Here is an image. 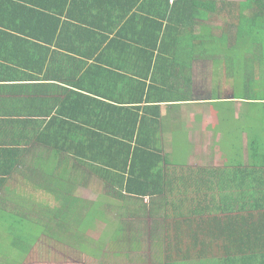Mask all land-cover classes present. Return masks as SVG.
<instances>
[{"label": "crops", "instance_id": "crops-1", "mask_svg": "<svg viewBox=\"0 0 264 264\" xmlns=\"http://www.w3.org/2000/svg\"><path fill=\"white\" fill-rule=\"evenodd\" d=\"M9 1L43 14L42 19L36 21L37 30L30 22L8 14ZM176 1L0 0V255L14 252L16 235L23 232L25 225L36 227L39 221L44 236L58 234L62 239L61 234L78 232L77 220L82 216L84 205L121 202V198L109 200L110 192L104 181L75 160L65 158L66 163L58 168L57 159H49L56 152L52 151L53 156H50L45 148L28 147L24 143L9 144L7 140L37 136L34 130L41 128L40 131H44L51 118L59 116L62 108L68 106H77L69 108L85 112L90 124L83 128L89 135L111 137L106 130L111 128L112 122L122 120L116 116L112 118L109 107L139 104H132L131 100L141 97L143 90H151L153 98H157L161 94L159 91L173 89L181 90V101L150 103L152 110L148 114L152 118L154 108H158L156 115L160 121L166 169L176 174L173 183L182 193L172 197L169 194L167 200L171 203V199H189L194 195V189L203 191L209 186L210 190L201 195V205L205 211L212 209L219 220H235L236 228H239L238 220L242 221L245 242L239 241V230L221 231L216 227V233L228 237L229 242L205 244L206 239L199 236L197 242L184 239L159 246L156 242L153 250L169 252L166 264H264V169H257L252 163L247 134L243 133L240 142L234 132L243 118L238 114V106L243 100L227 96L234 90L227 80L219 78L215 81L211 73L210 81L209 71L203 68L204 63L199 59L193 63L191 74L179 69L175 76L169 74L170 77L164 78V75L154 76V72L145 73L140 69V63L131 61L134 56L120 46L121 42L137 39L140 29L147 31L159 23L167 27ZM114 2L119 9L115 8ZM178 6L181 11L182 6ZM101 8L111 10V20L105 21L109 31L103 30V33L91 28L99 24L104 27L105 15L99 18ZM79 29L95 33L92 38L98 44L84 50L87 42L77 33ZM111 44L116 45L110 50ZM100 57L103 58L101 62L97 60ZM84 58L88 62L87 68L91 63L99 65L100 70L95 71L100 72L102 78L115 73L114 82L100 81L97 74L91 73L94 78L91 76L85 84L79 83L82 70L77 64ZM87 68L85 66V70ZM204 82H210L213 92L216 86L223 92L218 101L213 100L212 93L207 100H200L193 93ZM76 100L79 104L73 103ZM142 114L143 110L140 111ZM130 119L134 120L135 116ZM14 121H27L29 128L26 131L14 128ZM226 121L230 125L229 143L222 149L214 143L222 135L213 131ZM210 154L217 157L212 166H208ZM230 157H233L232 162ZM219 160L220 164L217 163ZM49 161L52 167L56 163L51 175L46 173ZM135 209L138 211V207ZM121 211L126 212L123 207ZM156 211H159L158 217L162 215L158 207ZM113 213L120 214L118 211ZM142 215L139 214L140 218ZM21 220L29 224L23 225ZM154 226H150L151 233ZM173 230L170 229L171 237L177 234ZM232 245L235 250H231ZM208 248H213L216 253H199ZM219 249L221 253H218ZM228 250L231 252L227 253ZM145 262L148 264L149 260ZM135 264H141L137 257Z\"/></svg>", "mask_w": 264, "mask_h": 264}, {"label": "trees", "instance_id": "trees-1", "mask_svg": "<svg viewBox=\"0 0 264 264\" xmlns=\"http://www.w3.org/2000/svg\"><path fill=\"white\" fill-rule=\"evenodd\" d=\"M8 5L9 9L5 8L8 14L13 15V18L30 22L37 30L36 21L41 20L43 14L30 8H22L16 1H9ZM113 5L119 9L115 2ZM178 5L182 6L181 11L178 9ZM74 7L77 10L78 5L75 3ZM110 14L111 10L101 8L99 18L105 15L104 27L99 24L91 28H96L102 33L103 30L109 31L105 21L111 20ZM221 15H228L231 20L222 26H216V23L213 24V22H217L214 18L218 20ZM169 24L173 26H169ZM225 26L227 29L222 33ZM145 30L140 29L138 37L134 41L121 42L120 45L124 52L134 56V60L131 59V61H134L135 64L140 63V69L145 73L154 72V76L162 77L164 75V78H168L167 76L170 77V75L175 76L180 69L184 73L189 71L188 73L191 74L193 63L199 59L204 63L203 68L209 71V77L213 73L214 79L227 80L234 89L243 93L244 96L236 98L233 96V99L243 100L242 103L246 105L245 107L250 109L247 116H241L243 118L240 119L237 127L238 135L247 134L252 163L254 162L255 168L264 169V0H245L238 4H228L224 0H177L175 8L169 16L167 27H164L163 23H159L154 28ZM77 33L84 38V42H87L84 50L91 49L98 44L92 38L95 33L92 34L83 29H79ZM200 39L203 41H199ZM116 44H111L110 50ZM98 49L96 48V50ZM79 52L87 53L86 51ZM139 54H141L139 58L135 57ZM213 55L221 58L217 60ZM102 57L97 60L101 62ZM86 60L84 58L77 64L82 70L79 83L85 84L87 78L92 76L91 73L97 74L100 81L114 82L115 73L106 74L105 78H102L100 72L96 73L95 71L96 69L100 70L99 65L91 63L87 68ZM216 64L219 68L217 74L213 68V65ZM216 75L217 77H215ZM92 78L94 77L92 76ZM218 89L217 86L214 92L212 88L210 89L211 93L215 94L212 93V97L216 101L222 95ZM172 90L159 91L161 94L157 98H153L151 90L148 92L143 90L141 97H133L131 100L132 104H139L128 107L120 106L121 108L109 107L113 116L111 114H107V116H112V118L116 116L122 120L112 122L111 128L106 130L107 132L103 130L112 135L111 137L94 138L89 135L88 131L83 128L90 124L86 119L85 112H77L80 111L79 108H69L77 106H68L62 108L59 116L54 115L51 118L44 131H40L41 128L34 130V132L37 131V136H32L29 139L7 140L9 144L10 142L14 145L24 143L28 147L45 148L50 156H53L52 151L56 152L55 156L49 157V159L52 158L55 161L57 159L58 168L66 163L65 158L75 160L80 166L92 170L104 181L107 192H110L107 196L109 200L121 198L120 203L98 202L92 206L84 205L82 216L77 220L78 232L69 237L80 254L99 259L104 253L105 235L95 238L96 235L91 236V232L84 233L100 229L103 225L104 230L111 233L107 246L118 245L120 251L125 250L121 258H126L128 262H133L130 255L135 252L136 255L141 254L139 252L145 248L147 238L157 242L156 246L174 241L182 242L184 239L197 242L199 236L206 239L205 244H214L216 241L229 242L228 237H222L216 233L217 227L221 231H228V228L233 232L239 230V241L245 242L241 232L244 229L242 221L238 220L240 224L239 228H236L235 220H219L213 214L212 209L205 211L206 208L201 205L203 204L201 195L210 190L209 186L203 191L194 189V195L189 199L176 201L171 199V203L167 200L169 194L172 197L174 195L181 196L182 193L173 183L176 174L166 169L167 161L162 145L160 121L158 114L156 115L158 108H154L152 118L148 117V114L152 110L149 106L150 103L181 101L179 100L182 99L181 90ZM79 102L76 100L73 103L79 104ZM144 104L145 107L142 108ZM251 108L254 109L253 114H251ZM141 110H143L142 115H140ZM248 114H251L252 117ZM130 116H135V119L131 120ZM243 120L250 122L244 129L242 128ZM12 125L14 128L25 131L27 127L29 128L27 121H14ZM67 154L68 157H66ZM232 159L233 157L229 158L231 162ZM56 163L54 162L52 167L49 161V169L46 171L48 175L52 174ZM146 200L156 201L147 204ZM157 202L158 204H156ZM122 207L126 212L121 211ZM135 207H138V211ZM156 207L162 213L159 215L160 218ZM109 209L110 213H107ZM114 211L120 213L121 222L110 220V214ZM202 212L204 213L199 217ZM138 213L144 214L141 217L155 216L159 219L153 227L155 230L152 233L148 231L147 221H140ZM20 222L24 225L28 221L21 220ZM106 227H115V229ZM34 228L32 225H25L23 232L16 235L14 252L9 253L7 260L4 254L0 255V264H9L10 261L13 264H27L26 261L30 260L32 251L35 252L36 245L41 242L39 237L44 236V234L37 235L36 228ZM141 228L142 230H140ZM171 228L174 229V232L177 231L174 237H171ZM199 228L200 233L198 234ZM147 231L148 234H146ZM124 246L131 249H126ZM21 249L24 251L18 252ZM231 250H235L233 245ZM231 250H228L227 253ZM154 252L153 261L155 264H166V254L169 252ZM199 253L208 255L214 254L216 251L213 248H208L199 250ZM218 253H221V249ZM137 259L141 264L146 263L140 257Z\"/></svg>", "mask_w": 264, "mask_h": 264}, {"label": "rangeland", "instance_id": "rangeland-1", "mask_svg": "<svg viewBox=\"0 0 264 264\" xmlns=\"http://www.w3.org/2000/svg\"><path fill=\"white\" fill-rule=\"evenodd\" d=\"M245 0H224V2L230 4V3H235L238 4L240 2H244ZM217 22H213V24L216 23V26H222L224 23H226L227 21H230L231 18L228 15H221L219 17V19H215ZM227 29V27L225 26L222 33ZM213 57L215 59H220L221 57L217 56V55H213ZM217 64L213 65V68L215 69V73H218L219 68H217ZM209 77V76H208ZM217 77V75L215 76ZM210 79V77H209ZM218 79L215 78V81H217ZM211 81V79H210ZM224 84V82L222 83ZM231 85V84H229ZM210 82L209 84L204 82V84L201 86V88L198 91L193 92L195 95H197V97L200 100H207L210 97V93L212 90L210 87ZM219 91V90H218ZM213 93V92H212ZM221 94H223L222 91H220ZM243 95L242 92H238L237 89H234V91L230 94H227L228 97L234 96V98ZM262 95V94H261ZM178 96V95H175ZM225 97H227L226 95H224ZM244 96V95H243ZM231 107L235 108V105H230ZM246 105L244 103H240L238 106V114H239V118L241 116H247V113L250 111L249 108L245 107ZM221 105L218 106V108H220ZM215 108V106H214ZM262 111V109H261ZM254 109L251 108V114H253ZM251 114H248V116ZM241 119V118H240ZM247 124H250L249 121L247 120H243L242 122V128L244 129L245 127H248ZM242 130V129H241ZM240 130V131H241ZM238 131H235L236 133V137L237 139H239V141L241 142L242 140L240 138H243V134L239 136L238 135ZM222 135L220 138H218V141H214V143L218 144L219 148H224L225 145H227V143H229L228 141V136L230 134V125L226 122L221 123L220 125H218V129L217 131H213V133ZM220 145V146H219ZM210 148H213V145L210 146ZM240 148V146H239ZM209 152H211V150H209ZM209 159V163L208 166H212V164L214 163V160L217 159V157H213L212 154H210V156H208ZM218 164L221 163V160L217 161ZM87 194V193H85ZM91 197V191L88 194ZM61 200V199H60ZM94 201V199H93ZM110 220L111 221H122V217H119L118 213H112L110 214ZM142 220V222H145V220L147 221V226H148V231L150 230V226L151 225H155L157 223V220H159L158 218L154 217H141L140 221ZM38 225L34 228L35 229V233L37 235L42 234V229L39 225V221H37ZM144 226V223H143ZM106 228H110L112 230L115 229V227L111 228V227H106ZM2 228H0L1 230ZM142 230V228L140 229ZM146 230V229H143ZM104 231V233H103ZM148 231L146 232V234H148ZM152 231V229H151ZM90 233L91 236H94L95 238H98L99 235H105V239H106V246L104 245L103 250L104 253L100 256L99 259H93L87 255H83L80 254L79 252H77L76 250V246L74 244H71V241L69 240V237L72 236L73 234H66L65 238L64 236L61 234V237H58V234H56V236H52L49 235L46 237V241H45V236L43 237H39L40 241L39 244L36 245L37 250L34 252L32 251V256L30 258L29 261H26L27 264H135L136 263V257H140L143 260H149V264H155V262L153 261V253H155L153 250V247H155L156 242H153L152 240L147 238V244L145 245V248H143V251H140L139 255H136V252L132 255H130L133 259V262H128L126 260V258H121L123 252L125 251H120L118 249V245L116 246H107L109 245L110 242V232L107 230H104V225L97 230H89L86 231L84 233ZM93 232V233H92ZM48 238V239H47ZM68 238V239H67ZM88 238V237H87ZM71 247V248H70ZM92 247V245H91ZM125 247V246H124ZM93 248V247H92ZM126 248V247H125ZM126 249H131V248H126ZM24 249H21L18 252H23ZM118 254V255H117ZM5 256H8V252L4 253ZM9 264H13L11 261L9 262Z\"/></svg>", "mask_w": 264, "mask_h": 264}, {"label": "clouds", "instance_id": "clouds-1", "mask_svg": "<svg viewBox=\"0 0 264 264\" xmlns=\"http://www.w3.org/2000/svg\"><path fill=\"white\" fill-rule=\"evenodd\" d=\"M244 102V101H243Z\"/></svg>", "mask_w": 264, "mask_h": 264}]
</instances>
